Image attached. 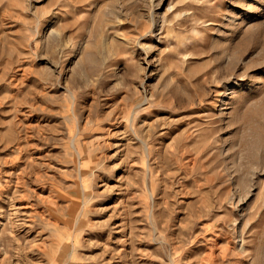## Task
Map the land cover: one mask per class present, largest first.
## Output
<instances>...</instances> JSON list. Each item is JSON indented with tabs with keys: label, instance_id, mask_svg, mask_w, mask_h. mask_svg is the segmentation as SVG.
<instances>
[{
	"label": "rangeland",
	"instance_id": "rangeland-1",
	"mask_svg": "<svg viewBox=\"0 0 264 264\" xmlns=\"http://www.w3.org/2000/svg\"><path fill=\"white\" fill-rule=\"evenodd\" d=\"M0 264H264V0H0Z\"/></svg>",
	"mask_w": 264,
	"mask_h": 264
}]
</instances>
